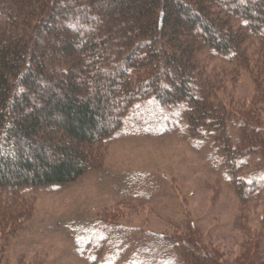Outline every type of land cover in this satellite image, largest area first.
<instances>
[{"label": "trees", "instance_id": "trees-1", "mask_svg": "<svg viewBox=\"0 0 264 264\" xmlns=\"http://www.w3.org/2000/svg\"><path fill=\"white\" fill-rule=\"evenodd\" d=\"M95 1L0 0V205L10 207L11 199L19 203L17 210L1 213L4 240V230L8 234L17 223L21 228L29 218L24 188L77 179L91 167L95 146L125 124L159 134L171 132L184 118L193 139L211 140L245 199L264 186V127L229 114L212 96L198 59V49L206 48L247 66V41L264 42L263 3L102 0L98 5L106 9L99 7V14L92 8ZM98 18L99 27H92ZM78 26L89 33L75 32ZM197 28L202 39L181 41L182 31ZM64 40L65 46H58ZM62 52L69 68L55 73L53 62ZM143 110L149 114L141 116ZM252 161L258 167L240 176ZM163 240V245L186 247L182 260L220 264L192 238Z\"/></svg>", "mask_w": 264, "mask_h": 264}, {"label": "rangeland", "instance_id": "rangeland-1", "mask_svg": "<svg viewBox=\"0 0 264 264\" xmlns=\"http://www.w3.org/2000/svg\"><path fill=\"white\" fill-rule=\"evenodd\" d=\"M101 1L91 3L99 14V7L106 9L98 5ZM238 1L264 6V0ZM256 13L253 11L254 16ZM185 18L181 16L183 22ZM101 21L96 19L92 27L98 28ZM75 32L89 33L82 26ZM182 33L181 41L204 37L199 28ZM262 41L252 37L247 41V66L206 48L198 49V59L209 78L212 96L229 114L264 127ZM75 47L81 50L78 43ZM63 57L62 52L54 60L55 73L68 66ZM75 74L80 84L83 77L78 71ZM147 109L156 112L150 105ZM183 120L171 132L159 134L125 124L121 132L95 146L91 167L77 179L24 188L21 194L29 200L25 205L29 218L21 228L17 223L15 228L8 227V234L4 230L5 240L1 213L8 208L17 210L19 203L11 199L6 207L1 201L0 264L198 263L196 259L189 258L192 263L182 260L186 247L163 245V238H192L196 247L220 264H264V186L245 199L229 179L211 140L193 139ZM235 126L233 123L234 143L238 140ZM255 167L257 162L241 169L240 176L248 177ZM137 182L143 186L137 187ZM156 242L163 246H152Z\"/></svg>", "mask_w": 264, "mask_h": 264}]
</instances>
